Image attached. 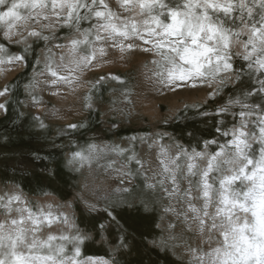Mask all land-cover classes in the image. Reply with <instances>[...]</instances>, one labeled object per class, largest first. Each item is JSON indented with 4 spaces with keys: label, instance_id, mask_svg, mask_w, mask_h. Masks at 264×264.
Returning a JSON list of instances; mask_svg holds the SVG:
<instances>
[{
    "label": "clouds",
    "instance_id": "obj_1",
    "mask_svg": "<svg viewBox=\"0 0 264 264\" xmlns=\"http://www.w3.org/2000/svg\"><path fill=\"white\" fill-rule=\"evenodd\" d=\"M0 105L51 140L0 163V264H126L132 229L170 264H264V0H0Z\"/></svg>",
    "mask_w": 264,
    "mask_h": 264
},
{
    "label": "rangeland",
    "instance_id": "obj_2",
    "mask_svg": "<svg viewBox=\"0 0 264 264\" xmlns=\"http://www.w3.org/2000/svg\"><path fill=\"white\" fill-rule=\"evenodd\" d=\"M161 110H164L163 105L161 106ZM11 112L12 110L9 108L8 115H11ZM14 119H16V117H13L12 120L7 119V116L0 117V163L15 160L16 153L20 152L22 149L37 152L41 156L47 155L46 149L48 144L51 143V140L42 138L44 136V130L23 127L22 125L28 124L29 117L27 116L21 119L20 125L13 123ZM8 122L10 124H8ZM13 124L15 125L13 126ZM51 134L52 131L50 130L49 135ZM5 137H7V140H5ZM6 182H10L9 177L0 179V185ZM121 223H123V221H121ZM81 227L83 228V225H81ZM125 228H127L126 224ZM111 231L116 234L113 243L119 246L120 230L113 227ZM133 231L136 232L135 237L132 236ZM153 231L159 235V229L153 227ZM143 239L144 238L140 236V232L135 229L129 230L124 240V243L129 244V250L124 255L116 254L117 259H124L126 264H161V261H163L164 264H170L172 260L171 255L159 251V245L168 243L165 238L161 237V239L157 240L156 244L151 247L145 245ZM148 239L151 240L152 237H148ZM112 255L113 253L109 251V245H97L85 241L78 259L84 260L88 257H92L94 259L103 258L109 260L112 258Z\"/></svg>",
    "mask_w": 264,
    "mask_h": 264
},
{
    "label": "snow or ice",
    "instance_id": "obj_3",
    "mask_svg": "<svg viewBox=\"0 0 264 264\" xmlns=\"http://www.w3.org/2000/svg\"><path fill=\"white\" fill-rule=\"evenodd\" d=\"M0 107L6 108L5 105H0ZM102 227V226H101ZM256 231L264 235V202H261L259 205V212L257 213V224H256ZM241 232H243V227L241 228ZM122 242L124 238H121ZM241 239L243 242L248 243V237L246 235H242ZM249 247H253V245L248 244ZM255 251L253 253H250V255H255V256H261L264 255V244L258 243L255 246ZM81 254V249L76 248L75 250V256L79 257ZM77 264H109V261L103 258H92L88 257L84 260H77ZM257 264H260V261L257 260Z\"/></svg>",
    "mask_w": 264,
    "mask_h": 264
},
{
    "label": "trees",
    "instance_id": "obj_4",
    "mask_svg": "<svg viewBox=\"0 0 264 264\" xmlns=\"http://www.w3.org/2000/svg\"><path fill=\"white\" fill-rule=\"evenodd\" d=\"M9 122H10V121H9ZM9 122H8V124H10ZM14 125H15V124H13V126H14Z\"/></svg>",
    "mask_w": 264,
    "mask_h": 264
}]
</instances>
